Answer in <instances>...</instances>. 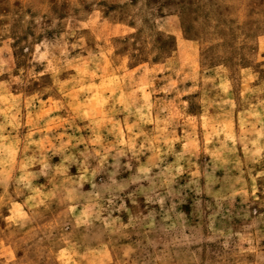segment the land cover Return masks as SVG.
I'll return each instance as SVG.
<instances>
[{
	"label": "rangeland",
	"instance_id": "rangeland-1",
	"mask_svg": "<svg viewBox=\"0 0 264 264\" xmlns=\"http://www.w3.org/2000/svg\"><path fill=\"white\" fill-rule=\"evenodd\" d=\"M0 264H264V0H0Z\"/></svg>",
	"mask_w": 264,
	"mask_h": 264
}]
</instances>
